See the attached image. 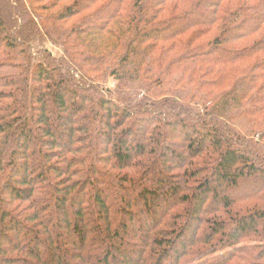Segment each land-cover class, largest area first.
<instances>
[{
	"label": "trees",
	"instance_id": "16d2710c",
	"mask_svg": "<svg viewBox=\"0 0 264 264\" xmlns=\"http://www.w3.org/2000/svg\"><path fill=\"white\" fill-rule=\"evenodd\" d=\"M2 2L0 264H70L71 238L73 264H264V0ZM137 202L167 206L140 247L121 240Z\"/></svg>",
	"mask_w": 264,
	"mask_h": 264
},
{
	"label": "rangeland",
	"instance_id": "374dc122",
	"mask_svg": "<svg viewBox=\"0 0 264 264\" xmlns=\"http://www.w3.org/2000/svg\"><path fill=\"white\" fill-rule=\"evenodd\" d=\"M65 3V5H67L68 4V2H64ZM3 4H5V2H2V3H0V5H3ZM194 17L196 16V15H193ZM107 17V14L105 13V14H102V15H100L96 20H94L93 22H92V24L93 23H95V22H99V21H101V20H103V19H105ZM206 19H207V17H206ZM205 19V20H206ZM176 28H180L179 26H175L173 29H176ZM177 30V29H176ZM210 36V35H209ZM255 38H252V39H248V40H245V41H240V42H235V45L237 46V47H241V49H244L246 46H248L253 40H254ZM0 42H1V38H0ZM47 50L49 51V52H51L52 54H53V56L54 57H58L59 56V51H57V50H55L54 48H52L51 46H49V45H47ZM110 86H113V84L112 83H110ZM32 93V92H31ZM30 100L31 99H29V100H26L27 101V103L29 102L30 103ZM71 102V98L70 97H68V98H66V105H68L69 103ZM32 104V103H31ZM201 102H198L197 103V105H196V103H194L193 105H192V107H194V108H201ZM49 109H51L52 110V107L50 106L49 107ZM61 117L63 118V120H61V121H54V122H52V126H53V128L54 129H57L58 130V132H60V133H63L64 132V127H65V122H66V120H67V118H69V117H71V118H75V117H73V114H72V112L71 111H69V110H66V111H61ZM134 119V118H133ZM136 119V118H135ZM137 123H139V122H141L140 120L138 121V120H135ZM143 123V122H142ZM28 125H29V127L30 128H32V133L30 134V141L32 142V143H36L35 141L38 139V137L40 136V133H39V131L37 130H35L34 128L36 127L35 126V123L31 120V121H29L28 122ZM171 133H170V135L167 137V139H166V142L167 143H177L179 146H178V151H179V153H183V156L185 157L186 156V145H185V143H184V139H183V137L181 136V135H178V134H176V133H174V132H172V131H170ZM190 134V136H191V133H189ZM195 137V136H194ZM196 138V137H195ZM100 142H102L103 143V140L102 139H100V138H97ZM205 144L206 145H209V142H208V140H205ZM36 145V144H35ZM59 147L60 148H58L56 151H55V155L58 157V156H60V155H63V154H65V147L67 146L66 145V141L65 140H63L62 139V141H60L59 142ZM127 148H129V149H132V147H128L127 146ZM31 155L33 156L34 155V153L32 152L31 153ZM37 157V156H36ZM109 157H110V154H109ZM187 157V156H186ZM40 160H42L41 158H40ZM159 162H161V164L162 163H167V164H172L173 163V158H171V157H165L164 159H162V160H160L159 159ZM28 165H30L31 166V162H28L27 163ZM108 171H114V170H112V168H108ZM157 173V175L158 174H161L162 173V166H159L157 169H156V171L153 173V174H151V175H155ZM174 176H176L175 174H173ZM105 185V184H104ZM148 186L149 187H153V177H151L150 178V180L148 181ZM261 188H260V182H259V178L257 177V180H255V179H251L250 181H248V182H243L242 184H241V188L239 189V192H238V198L240 197V196H245V195H252L255 191H259ZM109 190V189H108ZM219 193H220V195L222 196H230V193H229V191L227 190V185L225 184V183H223V184H221L220 185V188H219ZM108 195H109V197L107 198V202L108 203H111L112 201H114V197L112 196V192H111V190H109L108 191ZM133 196V198L135 199L136 197H134V195H132ZM233 198V196H231V199ZM173 203H175V201L173 200L172 201ZM211 204V202H209V205ZM212 205V204H211ZM166 208H167V206H161V208H160V210H158V212L157 211H155L156 213H155V216L153 217V219L149 222V221H147L148 219L147 218H145V216H143L141 213L143 212V210H144V206H143V204H142V202H137L134 206H133V208L131 209L132 210V213H133V215H135L137 218H139V223H132V221H130V220H128V219H125L124 221H123V224H125V226L127 227V232L121 237V240H122V242L125 244V245H137L138 247H140V238L141 237H143V235H144V233L143 232H141L140 230H142L143 229V231H145L146 229H150L151 228V226H152V224L156 221V220H159V218L161 217V215L163 214V212L166 210ZM209 209H210V207H209ZM212 211H214V210H212ZM60 220V219H59ZM93 221H95V216H90L89 218H86L84 221H83V227H87V228H89L90 226H91V222H93ZM60 230L62 231V233H64V230H65V226L64 225H61V227H60ZM45 234V233H44ZM248 235H250V234H248ZM102 236H103V238H105V241H107L108 239H110L109 237V235H107L106 233H105V235L104 234H102ZM12 237V236H11ZM48 238H54V236H52V235H50V237H48ZM46 239V238H45ZM107 239V240H106ZM19 240H21V241H23V242H27V241H25L24 240V238H21V239H19ZM45 241V240H44ZM38 249L40 250V252L42 253V256H43V258H45V252L47 251V248H46V250H45V247H44V245L43 244H40L39 246H38ZM75 250L76 251H78L79 252V250H80V244L76 241V239H74V238H71L68 242H67V245H66V251L68 252V254H69V256L66 258L67 259V261L68 262H70V264H73V262H76L75 260V258L73 257L74 255V253L76 254L77 252H75ZM48 252H49V250H48ZM73 255H70V253ZM76 255H78L79 256V253H77ZM132 257H133V261L135 262V260H136V253H134V255L132 254ZM114 258H116V255H114ZM235 264H236V262H235Z\"/></svg>",
	"mask_w": 264,
	"mask_h": 264
}]
</instances>
